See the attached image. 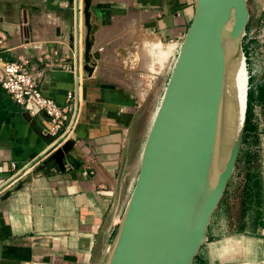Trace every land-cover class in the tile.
Returning a JSON list of instances; mask_svg holds the SVG:
<instances>
[{"label": "crops", "instance_id": "crops-1", "mask_svg": "<svg viewBox=\"0 0 264 264\" xmlns=\"http://www.w3.org/2000/svg\"><path fill=\"white\" fill-rule=\"evenodd\" d=\"M89 1L88 28L83 0L79 9L75 0H0V58L28 61L42 94L59 106L79 86L78 124L65 142L48 134L43 113L0 88V264L106 262L139 171L137 101L119 56L125 35L137 44L171 39L178 50L195 8L194 0ZM216 227L209 223L207 239ZM205 248L193 264H231L234 255L264 264V228Z\"/></svg>", "mask_w": 264, "mask_h": 264}, {"label": "water", "instance_id": "water-1", "mask_svg": "<svg viewBox=\"0 0 264 264\" xmlns=\"http://www.w3.org/2000/svg\"><path fill=\"white\" fill-rule=\"evenodd\" d=\"M194 1L190 25L149 128L138 175L104 264H192L206 242L209 221L233 172L244 125L215 182L209 184L224 68L239 48L248 11L245 0ZM89 6L90 1L83 0L88 28ZM90 49L86 39L85 60Z\"/></svg>", "mask_w": 264, "mask_h": 264}, {"label": "rangeland", "instance_id": "rangeland-1", "mask_svg": "<svg viewBox=\"0 0 264 264\" xmlns=\"http://www.w3.org/2000/svg\"><path fill=\"white\" fill-rule=\"evenodd\" d=\"M245 5L248 21L239 48L230 56L241 52L245 58L248 90L244 132L233 172L209 221L210 225L217 223V227L215 232H209L208 239L206 236L205 249L226 236H252L259 227L264 228V70L258 76L253 74L258 64L254 62V65L253 59L264 54V0H245ZM134 38L132 32L125 35L124 49L119 56L124 59L120 62L125 70L124 85L137 101L132 147L136 152V168H139V155L177 57V46L171 39L159 36L143 44H137ZM241 262L242 258L232 256L231 264Z\"/></svg>", "mask_w": 264, "mask_h": 264}, {"label": "built area", "instance_id": "built-area-1", "mask_svg": "<svg viewBox=\"0 0 264 264\" xmlns=\"http://www.w3.org/2000/svg\"><path fill=\"white\" fill-rule=\"evenodd\" d=\"M2 41L3 37L0 36V47H2ZM263 57L264 54L260 58L253 59V63L257 62L259 64L257 72H253L255 76H258L264 70ZM0 88L16 104L29 106L43 113L48 123L47 132L50 136H55L56 141L65 142L76 132L79 115V103L77 99L79 86L77 83L74 89L67 94V103L59 106L52 99L42 94L38 76L32 70L28 61H8L0 58ZM62 126L64 127V133L58 137L56 134Z\"/></svg>", "mask_w": 264, "mask_h": 264}, {"label": "bare ground", "instance_id": "bare-ground-1", "mask_svg": "<svg viewBox=\"0 0 264 264\" xmlns=\"http://www.w3.org/2000/svg\"><path fill=\"white\" fill-rule=\"evenodd\" d=\"M179 48L180 46L178 47L177 53L179 51ZM255 64L256 63H254V65ZM258 68L259 64L255 65L254 72H257ZM247 85L248 76L245 58L244 55L240 52L234 57H229L224 68L222 94L220 99L216 128V154L213 166L209 173V184H213L215 182L218 171L224 166L225 162L228 159L230 146L234 142L241 125H244L245 106L247 100ZM166 86L164 88V91L166 89ZM164 91L159 99L154 118L161 104ZM203 251L206 253L208 252L207 249H204Z\"/></svg>", "mask_w": 264, "mask_h": 264}, {"label": "trees", "instance_id": "trees-1", "mask_svg": "<svg viewBox=\"0 0 264 264\" xmlns=\"http://www.w3.org/2000/svg\"><path fill=\"white\" fill-rule=\"evenodd\" d=\"M248 90V89H247Z\"/></svg>", "mask_w": 264, "mask_h": 264}]
</instances>
